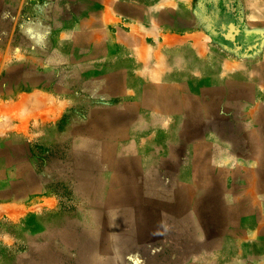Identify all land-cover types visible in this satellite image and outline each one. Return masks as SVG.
Wrapping results in <instances>:
<instances>
[{
  "label": "rangeland",
  "instance_id": "rangeland-1",
  "mask_svg": "<svg viewBox=\"0 0 264 264\" xmlns=\"http://www.w3.org/2000/svg\"><path fill=\"white\" fill-rule=\"evenodd\" d=\"M6 3L0 149L17 159L0 171V202L14 201L0 264H254L244 239L264 221V0L200 2L209 55L196 84L179 71L145 79L116 46L95 61L75 32L61 39L52 0Z\"/></svg>",
  "mask_w": 264,
  "mask_h": 264
},
{
  "label": "crops",
  "instance_id": "crops-1",
  "mask_svg": "<svg viewBox=\"0 0 264 264\" xmlns=\"http://www.w3.org/2000/svg\"><path fill=\"white\" fill-rule=\"evenodd\" d=\"M6 2L13 3L14 13L21 12L22 0H0V11L9 8ZM200 2L206 0H52L53 5L62 9L57 22L62 30L61 39H66V32H75L79 47L85 46L91 52L87 55L95 61L103 47L116 46L124 52L126 67L132 62L145 79L161 81L170 72L179 71L183 80H193V84L201 63L209 55L203 34L206 33V17L202 12L205 6ZM71 14L77 15L73 25ZM16 159L9 156L3 145L0 171L5 175ZM13 203V200H1L0 217L7 214ZM244 242L247 247H253L247 251L246 259L264 264V221L259 228L255 226Z\"/></svg>",
  "mask_w": 264,
  "mask_h": 264
},
{
  "label": "bare ground",
  "instance_id": "bare-ground-1",
  "mask_svg": "<svg viewBox=\"0 0 264 264\" xmlns=\"http://www.w3.org/2000/svg\"><path fill=\"white\" fill-rule=\"evenodd\" d=\"M139 69H140V68H139ZM140 70H141V69H140ZM112 72H113V71H112ZM141 78H142V77H141ZM186 82H187V81H186ZM192 82H193V81H192ZM192 82H191V83H192ZM153 85H154V84H153ZM243 86H244V85H243ZM193 87H194V85H193ZM248 87H249V86H248ZM163 98H164V97H163ZM22 100H23V99H22ZM24 100H25V99H24ZM160 100H161V99H160ZM168 102H169V101H168ZM28 104H29V103H28ZM175 105H176V104H175ZM172 113H173V112H172ZM111 114H112V113H111ZM176 114H178V113H176ZM176 117H177V116H176ZM196 117H197V116H196ZM93 119H94V118H93ZM97 120H99V119H97ZM99 121H100V120H99ZM102 122H103V121H102ZM104 122H105V121H104ZM107 122H108V121H107ZM91 123H92V122H91ZM94 123H95V121H94ZM110 124H112V123H110ZM184 124H185V123H184ZM88 126H89V125H88ZM134 128H135V127H134ZM93 129H94V127H93ZM138 129H139V128H138ZM138 129H137V130H138ZM142 129H143V128H142ZM89 130H90V129H89ZM89 130H88V131H89ZM132 131H133V130H132ZM90 132H91V131H90ZM90 132H89V133H90ZM140 132H141V131H140ZM89 133H88V134H89ZM91 133H92V132H91ZM102 133H103V132H102ZM128 133H129V132H128ZM126 134H127V132H126ZM234 139H235V138H234ZM85 140H86V139H85ZM230 146H231V145H230ZM254 147H255V146H254ZM257 147H258V146H257ZM220 150H222V149H220ZM247 150H248V149H247ZM256 150H257V149H256ZM262 150H263V148H262ZM226 152H227V151H226ZM247 152H248V151H247ZM263 152H264V151H263ZM219 154H220V153H219ZM251 155H252V152H251ZM256 155H257V154H256ZM71 156H72V155H71ZM76 156H77V155H75V157H76ZM262 156H263V155H262ZM78 157H79V156H78ZM261 158H262V157H261ZM262 159H263V158H262ZM76 160H77V159H76ZM79 163H80V162H79ZM124 164H125V163H124ZM263 165H264V164H263ZM122 166H124V165L122 164ZM117 167H119V166L117 165ZM120 170H121V169H120ZM125 170H126V169H125ZM125 170H122V171H125ZM128 172H129V170H128ZM131 172H132V171H131ZM116 173H117V172H116ZM132 173H133V172H132ZM146 174H147V173H146ZM131 175H133V174H131ZM128 176H129V175H128ZM128 176H127V177H128ZM130 177H131V176H130ZM149 177H150V176H149ZM121 178H122V176H121ZM124 180H125V179H124ZM131 180H133V178H132ZM137 180H138V179H137ZM141 180H142V179H141ZM89 181H90V180H89ZM97 181H98V180H97ZM136 182H137V181H136ZM84 183H85V182H84ZM138 183H139V182H138ZM85 184H86V183H85ZM93 184H94V183H93ZM121 184H122V183H121ZM133 184H134V183H133ZM136 184H137V183H136ZM84 186H85V185H84ZM86 188H88V187H86ZM81 189H82V188H81ZM83 191H84V190H83ZM82 194H84V193H82ZM88 194H89V193H88ZM259 195H260V194H259ZM83 196H84V195H83ZM85 196H86V194H85ZM87 196H88V195H87ZM204 198H205V197H204ZM123 199H124V198H123ZM126 199H127V198H126ZM176 200H177V199H176ZM261 200H262V199H261ZM173 202H174V201H173ZM173 202H172V203H173ZM212 203H213V202H212ZM118 205H119V204H118ZM111 206H113V205H111ZM124 206H125V205H124ZM127 207H128V206H127ZM128 209H129V208H128ZM128 209H127V210H128ZM114 211H115V210H114ZM118 211H119V210H118ZM121 211H123V210H121ZM131 211H132V210H131ZM131 211H130V212H131ZM159 211H160V210H159ZM176 211H177V210H176ZM99 212H100V211H99ZM130 212H129V213H130ZM126 213H127V212H126ZM167 213H168V212H167ZM230 213H231V212H230ZM132 214H133V211H132ZM132 214H131V215H132ZM107 215H108V214H107ZM112 215H113V214H112ZM164 215H165V214H164ZM166 215H167V214H166ZM181 215H182V214H181ZM132 217H133V215H132ZM161 217H162V216H161ZM167 218H168V217H167ZM93 219H94V218H93ZM186 220H187V219H186ZM106 221H107V220H106ZM180 221H181V220H180ZM183 221H184V220H183ZM160 222H161V221H160ZM163 222H164V221H163ZM163 222H162V223H163ZM177 222H178V221H177ZM120 223H121V222H120ZM188 223H189V222H188ZM112 224H113V223H112ZM128 224H129V223H128ZM128 224H127V225H128ZM130 224H131V223H130ZM179 224H180V223H179ZM103 225H104V224H103ZM107 225H108V224H107ZM173 225H174V224H173ZM108 226H109V225H108ZM132 226H133V225H132ZM188 226H189V225H188ZM171 227H172V225H171ZM101 228H102V227H101ZM182 228H183V227H182ZM128 229H129V228H128ZM128 229H127V230H128ZM106 230H107V229H106ZM124 230H126V229H124ZM97 231H98V230H97ZM165 231H166V230H165ZM167 231H169V230H167ZM102 232H103V230H102ZM113 232H115V231H113ZM132 232H134V231H132ZM169 232H170V231H169ZM179 232H180V230H179ZM165 233H166V232H165ZM100 234H101V232H100ZM100 234H99V235H100ZM129 234H130V233H129ZM96 235H97V232H96ZM96 235H95V237H96ZM120 236H121V234H120ZM120 236H119V237H120ZM164 236H165V235H164ZM170 236H171V235H170ZM62 237H63V236H62ZM125 237H127V236H125ZM125 237H124V238H125ZM162 237H163V236H162ZM96 238H97V237H96ZM151 238H152V236H151ZM97 239H98V238H97ZM110 239H111V238H110ZM149 239H150V238H149ZM149 239H148V240H149ZM167 239H168V238H167ZM114 240H115V239H114ZM119 240H120V239H119ZM125 240H126V239H125ZM153 240H154V239H153ZM164 240H165V239H164ZM97 241H98V240H97ZM149 241H150V240H149ZM149 241H148V242H149ZM146 242H147V241H146ZM183 242H184V241H183ZM186 242H187V241H186ZM239 242H240V241H239ZM123 243H125V242H123ZM127 243H128V242H127ZM187 243H188V242H187ZM98 244H99V243H98ZM111 244H112V243H111ZM125 244H126V243H125ZM119 245H120V243H119ZM187 246H188V245H187ZM143 247H144V246H143ZM137 248H138V247H137ZM137 248H136V249H137ZM139 249H140V248H139ZM184 250H185V249H184ZM135 251H136V250H135ZM189 251H190V250H189ZM130 252H131V251H130ZM138 252H139V251H138ZM186 252H187V251H186ZM111 254H112V253H111ZM138 254H139V253H138ZM184 255H185V254H184ZM189 255H190V254H189ZM186 256H188V255H186ZM113 257H114V256H113ZM96 259H97V258H96ZM113 260H114V259H113ZM99 261H100V260H99ZM91 262H92V261H91ZM228 262H229V261H228ZM232 263H233V262H232ZM90 264H91V263H90ZM92 264H93V263H92ZM110 264H111V263H110ZM230 264H231V263H230Z\"/></svg>",
  "mask_w": 264,
  "mask_h": 264
}]
</instances>
